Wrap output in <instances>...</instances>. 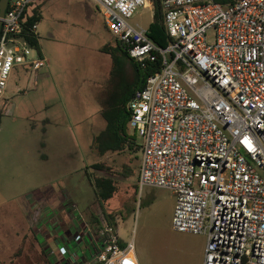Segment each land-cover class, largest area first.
Returning a JSON list of instances; mask_svg holds the SVG:
<instances>
[{
  "label": "built area",
  "instance_id": "obj_1",
  "mask_svg": "<svg viewBox=\"0 0 264 264\" xmlns=\"http://www.w3.org/2000/svg\"><path fill=\"white\" fill-rule=\"evenodd\" d=\"M36 1L8 0L0 18V103L13 70L46 66L22 36L37 35L22 18ZM93 1L128 57L151 70L126 105L142 140L137 191L172 192V229L205 236L202 264H264V0H160L164 47L127 23L150 0ZM97 237L87 264H138L114 225Z\"/></svg>",
  "mask_w": 264,
  "mask_h": 264
},
{
  "label": "rangeland",
  "instance_id": "obj_2",
  "mask_svg": "<svg viewBox=\"0 0 264 264\" xmlns=\"http://www.w3.org/2000/svg\"><path fill=\"white\" fill-rule=\"evenodd\" d=\"M88 2L91 15L84 0H37L38 37L50 64L41 73H46L48 79L36 81L34 74L19 68L8 79L4 114H10H3L0 121V226L7 220L12 228L10 253L0 264H48V254L28 245L30 238L17 244L20 236L15 240L11 237L17 230L11 226V210L39 191L33 180L36 161H40L43 176L38 182L40 192L51 197L53 189L62 188L64 194L66 191L74 204V219L89 214L112 215L110 223L119 238L125 243L133 240L138 264H181L186 254L191 258L197 246L205 245V236L172 229L175 199L171 191L153 187L135 190L141 148L130 154L124 150L103 157L89 150L92 138L104 128L99 102L106 96L113 67V57L102 51V45L106 39L115 46V37L105 28L100 7L93 0ZM152 19L153 7L147 5L138 7L127 23L147 28ZM113 56L119 57V52L116 50ZM134 140L141 145L139 136L135 135ZM43 152L48 153L47 166L41 163ZM98 161L113 172H119L123 165H129L133 172L129 178H114L116 194L105 202L98 200L92 185L93 178L106 176L90 167ZM32 207L22 220L31 223V219V229L38 234L33 228L38 224Z\"/></svg>",
  "mask_w": 264,
  "mask_h": 264
},
{
  "label": "crops",
  "instance_id": "obj_3",
  "mask_svg": "<svg viewBox=\"0 0 264 264\" xmlns=\"http://www.w3.org/2000/svg\"><path fill=\"white\" fill-rule=\"evenodd\" d=\"M88 1L89 0H84L83 5L88 14L91 15L92 11L88 6ZM104 33L105 32L103 31L102 35H104ZM110 42L111 41L104 39L102 48L110 45ZM38 45L39 56L46 60V66L37 71H28L26 73L34 74L36 81L40 82L48 79V75L44 72L41 73V71L49 69L50 64L48 56L45 54V51L41 46L42 44L39 41V37ZM23 92H25V90ZM9 114L10 112L7 111L4 116ZM41 147L45 149L46 145L43 144ZM40 157L42 159L41 163H45L47 166L49 162L48 153H40ZM39 162L40 161H36L33 164L36 167V169L33 170V180L34 182H37L39 191L34 190L37 192V196L28 197L11 210L13 213L10 215L11 226H13L14 230L15 228L17 229L15 230L16 233L11 237L15 240L18 235L20 236L17 244L22 243L26 238H30L32 241H30L28 245L30 244L31 246L36 247L37 252L42 250L46 255L48 254L47 256L51 264H87L100 247V241L93 231L94 227L91 222L92 216L94 215L89 214L87 218H81V216H79L74 219V204L66 195V191L64 194L62 188L53 189L51 197L45 195L44 192L41 193L40 189L42 186L38 182L43 176ZM46 172L50 173L51 171L49 172L46 170L45 173ZM55 180L56 178H54V181ZM2 196L3 195L0 192V206L3 205ZM28 207H32L33 212H35L34 220L35 223L37 222L38 226L33 228L39 232L38 234L33 233L31 229V225L34 224L31 219V223L22 220L24 218L26 220V214L31 212L28 210ZM102 217L103 216L98 218L101 219ZM19 218H21L20 221ZM16 224H18V228ZM19 224L21 225L20 227ZM11 228L9 227L7 220L0 226V261H5V257H7L6 255H9L10 253V244L8 245V243L10 237L9 230H11ZM15 244L16 242L14 241L12 245ZM204 248L205 245L197 246V248L193 250L192 257L188 258L186 254L182 259L181 264H202Z\"/></svg>",
  "mask_w": 264,
  "mask_h": 264
},
{
  "label": "trees",
  "instance_id": "obj_4",
  "mask_svg": "<svg viewBox=\"0 0 264 264\" xmlns=\"http://www.w3.org/2000/svg\"><path fill=\"white\" fill-rule=\"evenodd\" d=\"M214 2L225 5L233 0H213ZM153 6V19L148 26V37L158 46L164 47L167 44L168 37L163 26V12L160 0H150ZM23 24L25 27H30L37 24L40 18L39 7L32 5L28 10H25L23 15ZM23 37L28 41L39 54L38 36L29 33L26 29L23 31ZM115 46L108 45L102 48V51L109 53L113 57V67L110 72V83L105 90L104 99L99 102L100 115L104 121V128L92 138L89 150H95L100 157L108 153H118L128 150L129 154L136 152L141 148L134 140L135 135H129L128 120L129 112L127 103L133 97L134 93L141 89L145 79L151 71L149 68L142 69L134 61H132L122 44L115 39ZM109 47V48H108ZM119 52V57L115 58L113 52ZM126 63L129 64V70H126ZM28 72V69H23ZM8 103H0V121L4 112H6ZM135 150V151H134ZM139 164V163H138ZM93 170L104 172L106 176L93 178L92 185L98 200L105 202L116 194L114 183L115 177L129 178L133 172L129 165H123L119 172H113L107 167L103 161L94 162L90 165ZM137 191V186H135ZM112 215H103L98 218L92 216L93 231L97 235L99 228L103 224H111ZM101 221V222H100ZM43 255L45 254L41 251ZM48 264H51L48 260Z\"/></svg>",
  "mask_w": 264,
  "mask_h": 264
},
{
  "label": "water",
  "instance_id": "obj_5",
  "mask_svg": "<svg viewBox=\"0 0 264 264\" xmlns=\"http://www.w3.org/2000/svg\"><path fill=\"white\" fill-rule=\"evenodd\" d=\"M8 0H0V18L3 17L5 9L7 7ZM1 24V21H0Z\"/></svg>",
  "mask_w": 264,
  "mask_h": 264
}]
</instances>
